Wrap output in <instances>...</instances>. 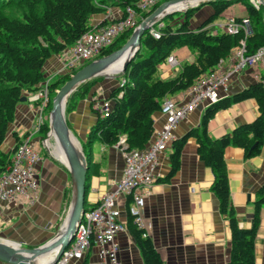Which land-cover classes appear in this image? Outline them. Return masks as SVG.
Masks as SVG:
<instances>
[{"label": "trees", "instance_id": "1", "mask_svg": "<svg viewBox=\"0 0 264 264\" xmlns=\"http://www.w3.org/2000/svg\"><path fill=\"white\" fill-rule=\"evenodd\" d=\"M236 1L239 0L208 2L212 12L196 27L191 25V20L196 11L208 3L178 11L181 13L178 18L175 16L178 12L168 13L161 20L164 24L159 27L157 37L147 31L135 57L124 73L115 75L116 84L104 97L111 101L108 114L103 115L93 107L97 99L91 101L96 118L89 126L86 139L81 142L84 152L86 153L87 148H90L96 139L101 145L108 147L116 145L122 135L126 137L127 149L145 148L155 130L154 114L162 112L165 97L187 90L196 78L214 68L221 58H228L241 39L246 40L248 53H253L264 45V7L261 5L256 8L251 0L244 4L246 16L252 26L249 35L246 36L243 31L235 34L224 30L212 31L211 24ZM138 2L139 0H0V174L7 169L13 150L5 151L1 148L9 124L15 118L16 108L24 93L37 90L46 78L47 61L73 45L92 27L93 16L104 12L107 6L137 8ZM152 10L144 12L143 16L146 17ZM132 32L133 29H130L120 34L100 56L121 48ZM180 43L187 44L190 51L195 53L194 60L183 61L177 76L160 77L159 63L169 57L171 50ZM86 63L88 61L61 73L56 81L50 83V102L47 107H51V100L57 89ZM103 78L105 76H96L82 82L69 96L66 113L71 129L69 115L81 100L97 96L94 88ZM121 78L125 79L123 83ZM249 98H255L258 102L259 114L255 119L237 125L220 137H212L208 126L216 113L232 103ZM48 131L49 123L46 117L40 129V132L44 133L42 138L47 136ZM190 137H194L198 143L199 158L212 169L214 179L211 189L218 199L220 212L228 219L231 231V254L228 264H255V239L264 202V183L258 189L259 196L251 226L241 227L231 198L225 149L230 145L240 146L244 149L246 158L260 153L264 144V82H252L248 87L207 106L199 124L190 128L181 138L174 140L170 169L164 180L170 179L179 170L182 148ZM17 141H21L20 137H17ZM87 162V177L99 175L101 160L92 159ZM69 197L68 194L67 203ZM88 197L89 194L85 191V209L95 206ZM129 205L130 198L127 199V206ZM126 226L141 251L144 263L164 264L162 254L146 228L139 227L128 210Z\"/></svg>", "mask_w": 264, "mask_h": 264}, {"label": "crops", "instance_id": "2", "mask_svg": "<svg viewBox=\"0 0 264 264\" xmlns=\"http://www.w3.org/2000/svg\"><path fill=\"white\" fill-rule=\"evenodd\" d=\"M105 15V11L95 14L92 22L104 20ZM218 26L212 23V31L214 29L219 31ZM61 66L59 53L53 55L46 63V76H54ZM176 69L177 66L168 64L165 76ZM258 74V68H248L233 75L226 96L248 87L256 81ZM106 79H110L109 82ZM113 79L106 77L104 83H100L97 98L101 99L108 94V90L116 84ZM34 92L26 91L24 96L27 99L18 104L15 118L9 124L5 141L1 146L3 150L11 151L18 142L17 137L21 139L25 133L31 132L34 123L37 122L40 107L33 99ZM96 97L89 96L81 100L78 107L69 115V121L73 124L72 131L79 140L86 139L89 126L96 118V112L91 108V101L96 100ZM44 112L45 110L42 112L43 115ZM203 112L202 107L198 108L182 121L175 130L174 140L197 126ZM258 114V102L255 98L232 103L220 109L210 120L209 133L212 137H220L237 125L252 121ZM154 118L155 127H161L165 115L157 112ZM39 132L36 131L31 135L41 153V161L37 164L41 185L39 200L28 206L13 202L2 203L0 206V239L29 247L44 243L58 232L62 225L60 219L65 215L67 206L69 208L71 202L67 204L65 193L73 191L67 166L49 153H47L49 156L42 154V140L45 138L36 137V133ZM174 140L160 155L152 194L146 199L143 208L145 228L161 252L164 264H228L231 254V231L228 219L219 210L218 199L211 189L214 174L212 169L199 158L198 143L194 137H190L182 148L179 170L170 179L164 180L170 169ZM101 150L104 157L100 159V174L92 177V191L88 197L93 204L97 203L102 194L115 187L125 165V159L117 145L108 147L101 145ZM225 159L231 198L240 226L250 227L259 196L258 189L264 183V144L260 153L250 158L245 157L242 147L230 145L225 149ZM119 205L122 209V218L126 220L124 197L119 199ZM117 241L121 264H145L141 251L128 230L119 232ZM0 264L10 263L0 260ZM75 264L113 263L102 260L98 246L92 244L85 257ZM255 264H264V202L261 206L259 228L255 239Z\"/></svg>", "mask_w": 264, "mask_h": 264}, {"label": "built area", "instance_id": "3", "mask_svg": "<svg viewBox=\"0 0 264 264\" xmlns=\"http://www.w3.org/2000/svg\"><path fill=\"white\" fill-rule=\"evenodd\" d=\"M161 1L139 0L137 8L107 6L104 20L92 22L89 30L73 45L59 53L62 66L57 73L68 72L84 62L98 58L120 34L130 29L134 30L145 18L144 12L154 10ZM251 2L256 8L263 4V0ZM155 24L150 26L148 33L157 37L159 27L164 23L159 21ZM221 26L224 31L232 34L243 31L247 36L252 32L251 21L247 16L241 18L229 16ZM213 32L218 30L214 29ZM167 62L171 66L179 64L174 54L168 57ZM248 68H258L256 81L264 82V45L255 52L248 53L246 40L241 39L240 44L233 48L228 58H221L214 68L196 78L187 90L163 99L162 113L165 115V121L161 127H155L153 137L145 148L127 149L126 137L120 136L116 145L125 159L122 176L112 190L102 194L95 206L85 209L74 238L50 264H75L85 257L92 244L98 246L102 260L121 264L117 235L128 229L126 220L122 218L119 199L124 197L127 206V199L130 198V205L126 210L134 216V221L139 227L145 228L143 208L146 199L152 194L160 155L175 139L176 128L196 109L202 107L205 110L207 106L226 96L230 89L231 77ZM120 80L122 83L125 81L124 78ZM50 83L51 77L46 76L34 92L33 99L40 107L37 122L34 123L31 132L25 133L21 141L17 142L7 169L0 174V206L9 202L28 206L39 200L41 185L37 164L41 161V153L31 135L40 131L45 121L42 112L50 102ZM110 104V100L102 98L95 101L94 108L107 115ZM43 142L50 150V142L46 139Z\"/></svg>", "mask_w": 264, "mask_h": 264}, {"label": "water", "instance_id": "4", "mask_svg": "<svg viewBox=\"0 0 264 264\" xmlns=\"http://www.w3.org/2000/svg\"><path fill=\"white\" fill-rule=\"evenodd\" d=\"M182 1L187 2L185 8H172L174 4ZM211 1H163L139 22L121 48L84 64L76 72L71 74L70 78L57 89L51 100L52 104L48 115L49 131L46 140L49 141L50 137H52L55 143L59 141L65 149L68 160L67 163H63L67 166L71 175L73 184L72 199L63 223L54 236L44 243L32 247L23 246L20 243L6 239H0V260L10 264H50L74 238L77 225L81 221L82 214L86 208L85 191L88 162L81 141L74 134L67 122L66 105L71 93L82 82L93 77L115 76L124 73L127 65L133 60L137 51L140 49L142 37L146 35L150 26L161 21L168 13L185 11L189 7ZM122 56H124L122 64L117 65L116 62ZM26 99L27 97L23 96L20 101H25ZM42 255H49L46 261L42 258Z\"/></svg>", "mask_w": 264, "mask_h": 264}, {"label": "rangeland", "instance_id": "5", "mask_svg": "<svg viewBox=\"0 0 264 264\" xmlns=\"http://www.w3.org/2000/svg\"><path fill=\"white\" fill-rule=\"evenodd\" d=\"M165 1V0H162L161 3ZM248 1V0H239V1H236L234 3H232L220 16H218L214 23L217 24L218 28L220 31H223V27L221 26L222 24H224L226 21H227V18L229 16H245L247 14V10L244 6L245 2ZM263 7H264V4H263ZM212 12V7L211 5L208 3V4H203L195 13V15L193 16L192 20H191V25L193 27H196L201 21H203L206 17H208L210 15V13ZM263 12H264V9H263ZM176 18L180 17L181 16V13L178 12L175 14ZM128 39V38H127ZM127 41V40H126ZM125 41V42H126ZM171 53L174 54L178 61H179V64L176 65L177 66V69L175 71H173L171 74H168L167 76H165L166 72V66H168V62H167V59H168V56L162 60L160 63H159V67H158V75L162 78H173L175 76H177L182 68L181 66V63L185 60H193L195 58V53L191 52L189 47L187 46V44L185 43H180L178 45H176L172 50H171ZM61 74H55L54 76H50L51 77V82L53 81H56L59 76ZM114 78L113 80H116V76H105V78ZM103 78L102 80H100L98 83H96L95 86H98L97 89H95L97 91V96L99 95V92L100 91V83H104V79ZM110 79H106V81ZM97 100H99L100 98H95ZM50 109L51 107H47L45 108V112H44V118L48 117L49 115V112H50ZM66 117H68L67 113H66ZM71 126H73V124L71 123ZM76 134H77V131L75 130ZM38 136H44V133L43 132H39V133H36V137ZM52 142L54 144V140L51 139ZM82 142L84 141L83 139H80ZM55 147L56 146H52L50 147V150L49 148L47 147V145L43 142L42 140V154L45 155L47 153H49L50 155H53L55 158H57L58 160L62 161V159L64 158H61V156L58 154L57 152V149H56V152H55ZM51 151V152H50ZM52 153V154H51ZM86 158L87 160H92V159H95V160H100L102 159L104 156H103V152L101 150V144L100 142L96 139L92 146L89 148H87L86 150ZM48 155V154H47ZM49 156V155H48ZM63 165H65L64 163H62ZM86 191L88 192V194L91 193L92 191V177H87V182H86ZM69 194V201L68 203L71 201L72 199V193H68ZM65 193V199L67 197V195ZM71 194V195H70ZM67 203V204H68ZM67 210H68V206H67V209L65 211V215L67 213ZM65 215H63V217L60 219V222L63 223V220H64V217ZM1 236V234H0Z\"/></svg>", "mask_w": 264, "mask_h": 264}, {"label": "bare ground", "instance_id": "6", "mask_svg": "<svg viewBox=\"0 0 264 264\" xmlns=\"http://www.w3.org/2000/svg\"><path fill=\"white\" fill-rule=\"evenodd\" d=\"M174 7H172V8H185L186 6H187V2L186 1H182V2H180V3H177V4H174L173 5ZM123 58H124V56H122V58L119 60V61H117L116 62V64L117 65H121L122 64V62H123ZM115 64V65H116ZM50 147L51 146H56L55 147V152H56V149H57V152H58V154L61 156V158H64V159H62V162H65V163H67V154H66V152H65V149L63 148V146L61 145V143L58 141L57 143H51L50 142ZM79 147H77V149H78ZM79 150V149H78ZM49 256V255H48ZM48 256L47 255H42V258L46 261V259L48 258Z\"/></svg>", "mask_w": 264, "mask_h": 264}]
</instances>
